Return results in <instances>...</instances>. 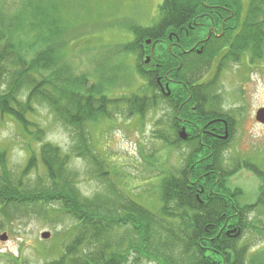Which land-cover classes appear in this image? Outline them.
Returning <instances> with one entry per match:
<instances>
[{"label":"trees","instance_id":"obj_1","mask_svg":"<svg viewBox=\"0 0 264 264\" xmlns=\"http://www.w3.org/2000/svg\"><path fill=\"white\" fill-rule=\"evenodd\" d=\"M62 2L0 0V125L6 120L17 125L27 153L19 174L9 168L7 148L0 147V230L4 223L32 210L49 218L51 210L60 214L58 220H73L70 241L58 258L46 264H129L132 255L135 264L142 259L157 264H264V245L253 250L245 236L256 232L264 237V220L248 218L256 208L264 212V172L246 167L262 185L256 204H243L241 192L228 185L235 172L222 167L228 139L215 143L212 164L216 168L208 169L216 176L203 188L191 182L206 168H199L196 174L189 168L202 141H183L178 133L182 127L176 128V140L166 139L164 144L173 148L190 144L192 150L185 168L162 178L160 204L156 206L127 197L105 179L109 172L94 151L90 132L91 126L112 119L113 112L125 119L143 120L146 112L162 103L174 110L170 119L173 129L178 110L182 117L195 120L193 101L204 117L217 116L223 111L218 92L220 68L239 64L246 57L251 62L264 59V0H164L157 21L150 26L132 24L127 41L107 46L109 55L95 60L96 69L90 73L76 69L68 49L86 38L91 13L85 7L66 12ZM211 10L217 11L213 17L207 16ZM227 10L232 13L231 24L222 32ZM211 21L220 34L212 35L201 53L182 54L180 72L164 77L160 60L171 43L170 36L187 47L189 37L199 38L189 25ZM161 39L166 41V51L152 52V44L161 43ZM148 56L150 66L146 64ZM130 57L143 82L142 93L114 97V91L130 83V70L124 65ZM215 63L218 66L211 75ZM168 78L177 82L169 85L172 95L165 98L161 87ZM38 107L46 108L72 132L71 153L46 140V127L34 119ZM234 125L231 118L230 134ZM159 132L163 139L162 130L156 134ZM72 157L89 164L91 176L105 185V193L84 197L76 184L78 173L69 170ZM39 169L43 177L24 180L30 171ZM210 189L217 194L205 196ZM0 258L5 264H30L9 253H1Z\"/></svg>","mask_w":264,"mask_h":264},{"label":"rangeland","instance_id":"obj_2","mask_svg":"<svg viewBox=\"0 0 264 264\" xmlns=\"http://www.w3.org/2000/svg\"><path fill=\"white\" fill-rule=\"evenodd\" d=\"M163 1L63 0L61 4L66 12L70 13V8L85 7L91 13L90 21H86L89 25L86 38L72 43L68 49L74 57L76 69L89 73L95 70L97 61L105 59L107 46L127 41V29L132 24L150 26L157 21ZM106 54L109 55V52ZM134 63L131 57L124 60V65L130 70V83L114 91L112 96L120 97L142 90L143 82L133 68ZM214 70L215 67L211 75ZM218 86L222 110L235 121L231 137L225 139L228 140L222 166L229 172H235L228 185L241 192L243 204L251 206L258 200L262 181L246 167H255L264 172V124L256 120L257 111L264 108V59L251 62L246 57L239 64L228 66L219 75ZM173 115L174 110L162 103L146 112L143 120L139 117L125 119L124 115L113 112L112 119L90 127L94 151L104 160L109 172L105 179L113 183L118 192L145 205L160 204L162 178L168 172H178L183 168L192 150L190 144H181L179 148L164 144L166 139L176 140V128H171L170 123ZM34 119L46 127L48 142L60 147L64 153H71L74 144L72 132L53 114L46 108L38 107V115ZM160 129L163 139H160V132L156 134ZM24 144L25 140L14 122L6 120L0 125V147L7 148L9 168L19 174L27 159ZM69 166V170L78 173L75 180L84 197L91 198L106 192L105 185L91 176L90 166L83 159L72 157ZM38 175L44 176L41 169L32 170L24 180L34 181ZM49 213L51 218L38 215L43 214L42 211L32 210L4 223L0 237L6 233L8 239L0 240V254L20 256L30 264H46L58 258L64 245L70 241L74 221L68 217L58 220L60 214L58 216L51 210ZM248 218L252 222L264 220L262 208H256ZM44 233H49L50 237L43 239ZM245 236L250 238V248L253 250L264 245V237L259 233H246ZM134 258L135 255L130 257L129 264H135ZM153 261L142 259L139 263L157 264ZM0 264H5V260L0 258Z\"/></svg>","mask_w":264,"mask_h":264},{"label":"flooded vegetation","instance_id":"obj_3","mask_svg":"<svg viewBox=\"0 0 264 264\" xmlns=\"http://www.w3.org/2000/svg\"><path fill=\"white\" fill-rule=\"evenodd\" d=\"M217 11L211 10L210 15L208 14L207 16L213 17L214 14ZM229 14L226 16V21L223 22L222 26V32L225 31L226 25L231 24L230 18L232 17L231 10H227V13ZM199 25V26H198ZM193 31V33H198L199 38H194V37H189L187 39L188 45L187 47L183 46L179 40L180 39H174L170 36V44L167 47V52L166 51V41L161 39L159 44L153 43L152 44V52H155L156 50H160L159 52L164 53L162 56V59L160 60V67H161V72L164 77H168L173 74H178L181 70L182 66V54H190L192 53L191 51H194V53H201L202 50L204 49L205 44L210 40L212 35H219L220 34V29L219 27L215 26V22H203L200 24H194V26L189 25L188 27ZM231 27H229L230 31ZM219 37V36H218ZM192 42H194L192 44ZM148 45L151 44L147 43ZM171 55V58L169 59L167 57V54ZM164 57V58H163ZM166 57V58H165ZM150 59L149 61L146 60V64L148 66L151 65V57L148 56L147 59ZM178 63V64H177ZM215 70L214 73L217 69V63H215ZM224 68H220L219 70V75L221 72L224 71ZM177 81H174L172 79H167V82L163 87H161V93L165 96V98H168L172 95V91L170 90L169 85H174ZM172 83V84H170ZM178 85V84H177ZM179 86V85H178ZM182 98V95L180 99ZM178 102V101H177ZM180 102V101H179ZM182 103V102H180ZM182 107V105H181ZM192 111L196 114L194 117L195 120L188 119L186 117H182V113L180 110L177 111L176 114V119H175V128L182 127L181 130L185 129L187 135H188V141H191L192 144L194 142L196 143L197 140H200L201 143V148L197 149V153L193 154V163L190 165L189 168H193L195 174L198 172L199 168H206V171L203 174H199L197 180L194 182H191L192 185H197L200 187H208L210 183L208 184V179H212L213 177L216 176V172L212 169L208 168H216L213 166L212 161L214 159V150H215V143L217 141H223V137L226 135V133L229 135L231 130H230V122H231V117H229L228 114L225 112H220L218 113L217 116L209 119V117H204L199 111H198V103L194 102L191 105ZM222 107V106H221ZM222 109V108H221ZM224 128V130H223ZM180 130V131H181ZM180 131L179 137H180ZM223 132H225L223 134ZM223 167V166H222ZM183 168H185L183 164ZM204 192V189L197 193V198L200 199V195ZM213 192V193H211ZM215 196L217 194L216 192L212 191L210 189V193H207L205 196L210 197V195ZM230 230V229H229Z\"/></svg>","mask_w":264,"mask_h":264},{"label":"water","instance_id":"obj_4","mask_svg":"<svg viewBox=\"0 0 264 264\" xmlns=\"http://www.w3.org/2000/svg\"><path fill=\"white\" fill-rule=\"evenodd\" d=\"M151 41L148 40L147 43H150ZM150 59L148 58L147 61H149ZM256 120L262 124H264V108H261L257 111L256 113ZM228 134L226 133V135L223 137V139L225 140L227 138ZM180 138L181 140L183 141H187L188 140V135L185 131V129L181 130L180 132ZM240 233V231L238 232V234ZM50 237V234L49 233H44L42 235V238L43 239H48ZM8 239V236L7 234H3L1 237H0V240L1 241H6Z\"/></svg>","mask_w":264,"mask_h":264},{"label":"bare ground","instance_id":"obj_5","mask_svg":"<svg viewBox=\"0 0 264 264\" xmlns=\"http://www.w3.org/2000/svg\"><path fill=\"white\" fill-rule=\"evenodd\" d=\"M228 232H230V231H228Z\"/></svg>","mask_w":264,"mask_h":264}]
</instances>
